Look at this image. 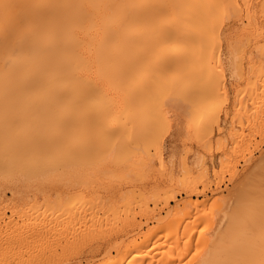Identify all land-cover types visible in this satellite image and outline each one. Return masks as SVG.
I'll return each instance as SVG.
<instances>
[{
  "label": "bare ground",
  "instance_id": "obj_1",
  "mask_svg": "<svg viewBox=\"0 0 264 264\" xmlns=\"http://www.w3.org/2000/svg\"><path fill=\"white\" fill-rule=\"evenodd\" d=\"M240 1H242L241 4H243L244 0H240ZM245 1H244L245 2L244 4L247 3V5L243 7H245L246 10L245 8L243 10H244V15H247L246 13H247V9H248L247 6H248L249 1L248 2L247 0ZM236 2L235 0H0V186L4 185L6 187V184L8 186L9 183L15 184L17 181L18 182L19 181L21 182L22 181L43 182L46 180L47 182H51V183L55 181L56 182L59 181V182H62L61 184H63V182L67 183L68 180L72 178L70 176V179H69V176L67 177L68 174L66 172L65 173L67 175L65 173L58 174V172L62 173L63 172L62 170H66V171L68 170L70 172L71 169H78L77 172H79V170L84 171V169L87 167H89L90 169H93L94 171L101 170L104 174L112 173V175L109 174L110 176L106 175L107 177H110V178L111 176L114 177L115 175L121 176L122 172L120 174L116 173L113 175V173L115 172L112 171L111 169L102 170V168L107 167V166H115V167L120 168V167H123L125 164L123 168L126 169V166L128 167V165L133 166L135 158L137 159L139 158V157H136L137 153L138 154L147 153L149 155L150 154L149 149L147 151L146 149L147 147H153V145H154V148H156L155 147L156 144L154 143L156 139L153 143H151L152 144L151 146H148L147 144L149 142L148 140L151 138L153 139L155 137V135H151V134L158 127L157 122L160 125L163 124V123H160L159 121L154 122L157 126L156 127L153 124V126L156 127L154 130L153 129L154 127L151 128V126H148L149 122H152L153 118H156L157 116L163 117L164 115L161 113H164L166 111V110L165 111L163 110L165 109V107L166 109H168L167 107H171V106H174V108H176V106L179 107V105L181 103L183 104L185 101H186L185 105L189 107L190 106L189 103L192 102L193 104H195L197 99H199L197 103H201L200 98L202 97L198 98V95L199 94L201 95L202 92L204 94V90H203L204 88H206L205 90H207L211 87V90L212 88L214 89V91L213 90L212 91L215 94L214 93L213 94L214 95H216V93L218 94V98H215L214 100L210 101L211 96L212 97L214 96L213 94H210L209 96L210 98H206L208 97L207 96L209 92L208 90L205 92L207 94V95L205 94L206 96L202 94V96L205 97V98L203 97L202 99H206V100L208 99V102L210 104L206 101L208 107L203 106L205 109L204 108L203 110L200 109V111H199V108L202 106H200L199 108H196L194 105L190 106V108L192 107L194 110L191 109V112H189V114L190 113L192 114V111L195 113L192 114L193 118L190 119L191 121L189 120V122H187L186 124L187 126H189L188 124L191 122L190 126L192 128L193 127L192 124L195 125L196 123V122L193 123L195 119L200 118V116L203 118V116L200 115L199 113L207 109L205 111L206 117H204L206 120L200 119L198 122V125H195L192 128V130H194L196 127L198 128V130H196L197 128L194 130L195 134H192V136L194 135L193 136L194 139H196V137L198 138L200 134L205 135L207 133L206 128H205L207 124L209 123L211 124V122L219 124V119H217L219 118V116L215 115L214 117V114L216 113L212 114L209 111V110L214 111L213 109L215 105L213 104L215 102L213 101L217 99L216 102H219L221 100L220 98L221 95L225 96L224 92L223 93L220 92V91H223V89L221 88L224 87L220 81V80L223 81L224 79V78L222 79V76H221L223 74L222 73L223 71L221 68L222 64L220 63L221 64L220 65L221 67H220L219 63L216 62L218 61L217 59L219 58L217 59L215 58L216 61H212L215 59L214 57H212L213 55H211L212 52H209V51L211 47L216 46L218 48L216 50L211 49V51L213 52L216 51V53H214V56L215 54L221 56L220 54H218L219 53L218 49L221 48L222 46L220 45L221 47H219L217 43L221 39L222 34L221 36L219 35L217 37L220 39L216 38L218 41L215 40L214 38L218 34L217 29L220 26V23L222 21V18L220 17H222L223 15L225 19L228 18L227 13L229 11L226 12V10H229V8L231 9L233 5L236 6L237 5ZM237 6L235 8L234 7L232 8L233 14L236 13L235 16L238 13L242 12V11H239V6L238 7ZM252 8L249 9L250 10L249 13L252 12L251 11ZM236 9H237V12H236ZM221 13L223 14L220 16ZM218 15L220 16L219 18L221 20H219V18L217 19ZM218 20L220 22L216 23V21L218 22ZM229 21L230 23L232 22L231 20ZM253 23H255V21ZM224 26H227V24ZM215 27H217V29ZM221 28H224V27H221ZM207 36L211 37L210 40L208 38L210 45H213L211 44L212 42L217 41L210 48L208 45V41L206 39ZM222 39L224 40V36ZM230 41H229V44L232 45V41L231 43ZM262 43H264V40L261 43L260 42L257 43V46L260 47L258 50L259 52H260V49L263 48ZM240 45L244 49V47L242 46L244 45L243 42ZM236 46L238 45L235 44V47ZM235 47L233 45L230 46V50L231 48L235 49ZM239 49L241 48H238V49L236 48L237 51ZM262 50H261V54H264L262 53ZM240 51L242 53V49ZM240 51L238 52L239 57L241 55ZM248 51L249 50H247L246 53ZM258 51L256 50V55L257 53L260 54ZM238 53L233 56L234 57L233 62H236L235 56L238 55ZM261 54L260 56L258 55L257 57L261 58L263 62L264 55L263 57H261ZM208 55H209V58H208ZM244 55L246 56V58L248 57L247 56L248 54L246 55L244 53ZM257 57L256 59L258 60L259 58ZM208 59L209 61L211 60L212 63L215 62L214 65L215 64L216 65L214 66L212 63L211 65ZM241 59H243V55ZM246 60H247L246 65H249L248 64L249 60L248 59ZM235 64H237V62ZM242 64L244 63H241V65ZM253 64H256V63H253ZM253 64H250L249 66L252 68ZM259 65H261V63ZM259 65H257L258 67L256 69H259ZM216 66L220 67L221 71L217 69ZM225 66L227 67V65ZM213 67H215L216 70L221 72V74L211 69ZM244 67H245V64H244ZM261 67L264 69V66H261ZM251 68H248L247 69L248 71L247 70L246 71L249 73ZM237 69H240L239 66ZM256 69H255L254 75L256 74L258 75H256L257 77L256 76L254 77V79H256L255 82H257V79L259 77H262L264 75L263 69H261L260 74L258 70H257L258 72L256 71ZM211 70L216 73L213 74ZM192 71L195 73L196 76L191 74ZM233 71L235 70H232V72ZM232 72L229 74H232ZM190 74L191 76H188ZM210 74L213 75V77L215 75L217 80L214 77L215 79H213L214 81L213 83H215L214 84L215 87L220 85L221 90H219V87H216V89L214 88L213 84L211 83V79L213 77H210ZM217 74H219L221 77L218 76ZM217 76L220 78H218ZM263 77L260 78V82L264 81ZM200 78H202L203 80ZM254 79L252 78L251 80L253 81ZM251 80L249 78L245 80V83L248 84V87L251 86L250 85L251 83L252 84L254 83ZM218 81L220 82L219 85H218ZM206 83H208V85H206ZM259 83L257 84L259 85ZM246 85H243V89H241V92L242 90L244 92L245 90L244 88H247ZM207 86L209 87L207 88ZM225 86L227 85L225 84ZM262 86H263V83L259 87H262ZM251 87L253 89V87L255 88L256 85L254 84ZM257 88L258 87H256V90L254 89L255 92H253V90H250L251 88H248L249 89L248 92L246 90L245 95H247V93L248 95H251V93L249 94V91L252 92V95H251L252 100L249 99L250 103L253 102V100L254 102L256 101V96L257 97L264 96V95H260V93L257 95L259 91L264 92V89H263L264 86L262 88H259L260 90H258ZM218 90L222 94H220ZM254 93L255 95H253ZM247 97H243V100ZM262 97H261V100H262ZM239 99L240 98H238V101H240ZM247 100L245 99V101L239 102V105L241 104L239 106V109L249 104L248 102L246 105H244L245 102H247ZM187 101H191V102H187ZM259 101L258 103L257 102L255 103L260 104L264 102L262 101L259 103ZM206 102L204 101V104H206ZM241 102L243 103V105ZM186 103H188V105ZM204 104L202 103L201 105H204ZM248 106L250 107V104ZM256 106H252V103H251V107H253L251 108V110L252 109L254 110L255 109L254 107ZM261 106H260V109L259 108L257 109V111H259L260 114H264V112L261 113V109H262ZM180 107L182 108V106ZM179 108H176V110L178 109L177 111L178 113L181 111V109ZM172 109H171L172 112L176 111L174 109L173 111ZM189 110L190 109H187V113L185 111H184L185 113L182 112L185 114V115L183 114L185 117L189 118L191 116V114L188 115ZM242 110H244V112L246 110L242 108L240 112L241 115H243L245 119L246 116H244L245 114H242L244 113ZM263 110H264V107H263ZM182 111H183V108H182ZM239 111L240 110H238V112ZM248 111L249 110H247V112ZM149 113L158 114V115L154 117L155 115L152 116L150 114L152 118L149 121L148 120ZM209 113H211L210 117H213V118L209 117L211 121L209 119L207 120ZM249 113H251V111ZM174 115H175V112H174ZM251 116H252V113L249 117L251 118ZM166 118L164 119V121L162 118H159V120L166 122L167 121ZM252 118H254V116ZM212 120H215V121L213 122ZM237 120H239L240 122V119H237ZM254 120L252 124L254 123ZM147 121H149L148 124H147ZM245 121L246 119L244 120V122ZM239 122L237 121V124ZM246 122H248V120ZM261 123L262 122L260 121L259 124ZM237 124L235 123L236 126ZM239 125H238V128L240 129V127L243 126V122L241 126ZM210 127H212V125H210ZM218 128L219 127L216 128V131ZM151 129H153L154 131ZM239 132H241V134L238 133V135L241 136L243 134L241 129ZM155 133L157 135V130L155 131ZM150 136L152 137L150 138ZM204 137H207V136H203L202 139L201 137H199L198 138L199 140L197 141L201 142L200 140L205 139ZM243 137L244 136L242 135L241 138ZM206 139H208V137ZM140 142L142 143L145 142L146 144L145 143L142 144ZM144 145H147L146 149ZM138 147L140 149L144 147L143 148L144 152H142ZM157 151H158L157 153L159 154V150ZM263 153H264V150L261 151L262 155H264ZM160 156H157V157L160 158ZM262 157L260 158V161H259L260 163L257 164L256 170H252L253 168H250L249 170L250 172H249L247 170L249 168L246 169L249 173L247 174V172H244L245 174H247V176L243 174L246 177L243 181H241L242 176L240 177L241 179L238 180L239 181L238 188L236 187L234 188V185H233L232 187L233 191L234 189H237V190H235L234 195L232 196L233 198L231 197V194L229 195L231 197V199H228L230 200L228 201V204H231L230 207L228 204L221 205L222 203L217 202L215 200V202L218 203L219 210L224 211L223 215L221 212H219L222 215V218L221 217L220 219L218 218L219 219L218 221L217 219L216 221H214V219L212 218L213 215L211 214L213 212H211V214L210 212H208V209L211 211L212 209L213 210L216 209L214 207L216 203L208 201L209 197L201 198L198 200L197 199L191 200L190 197L189 199L186 197L188 199L187 200L186 198L183 197L185 201L183 200L180 202H184L187 205L189 204V207L185 209L186 213H182V215L183 214L185 215L183 216L180 215V217L178 216V218L176 217V219H174V217L173 219L172 217H168L169 219H166V218L161 219L159 217H154V218L152 217L156 221V224H154L155 226L154 227L151 226L152 227V228L150 227L151 229L147 226L148 229H150L148 230L146 228L148 230V233H146L147 230L145 231V234H143V231H142L141 233L143 235L141 234V236L139 235L136 237V235L140 234L139 231L142 228V222H139L140 219L139 221L136 220V217H135L136 213L139 211L144 212V210L146 211L145 213L150 212L149 210L151 209L149 208H151L153 205L156 207L158 206L156 205V202L158 199L154 201L155 203L154 202L152 203V206H149V204L146 205L147 204L145 202L146 200L141 201V199L139 200L135 199V201H133L134 191H133V188L131 187L132 189L127 188L128 190L127 189L124 190V193L125 191H127L126 194L128 193V195H130L131 197L130 203L133 201V204L135 206L138 207L140 203L137 204V202L139 201L142 203L140 204L141 210L140 208H138L139 210L137 212L136 210L132 211L133 207H131L130 203L127 200L128 195L124 193H123V196L121 197H123V200L124 199L125 200L124 201L119 200L120 204L117 203L118 201L114 202L111 197L108 198L107 200H100L102 199L100 198L97 201H95L94 198L93 199H89L90 197L84 198L83 196H80L81 194L79 195L78 193L77 196L79 195L82 198L80 199L78 196V199L82 201L79 203V205H73L71 204V202L70 203L67 202V199L71 196L70 192L72 191L74 187L72 183V187H71L72 189L70 188L69 186L70 181H69L68 182L69 184H65L63 186L64 189L59 193H57L58 191H53L52 188L46 189V190L44 189L45 191L42 190L40 194L43 193L42 194L43 199H41V201L39 202L40 203L42 201L46 202V206L44 202L41 203L42 204L41 206H38L37 205L38 202L34 200L37 203L32 202V204L34 203V205H36L35 206L36 210L33 211L30 208L34 207V205L32 206V204L29 203L28 201L26 205L29 206L31 204V207L29 206L30 212L28 211L29 209L26 210V208L24 209V207L21 208L19 212H16L17 214L16 217L18 218L21 215L22 217H20L21 218L20 220H23L22 218H25L24 221L23 222L19 221L20 222V224L18 223L19 227L14 228V226L12 225L11 228H9L10 230L9 229L8 230L11 231L10 232L11 234L13 230L17 231V229L20 228L16 232V235L21 236L22 238H26V241L24 240L25 242H23V239L20 240L21 245L23 243H24L23 245L25 246L28 243L30 245L33 240L32 238L33 236L35 237L38 236L39 238H35V237L34 238L39 239V242L43 240V243H45L46 240L44 241V237L46 236V234L51 235V238L48 236L46 238L52 239V237H54V241L59 237L58 234H60L61 238H64L62 236H65V240L67 238L70 239V240H67L66 242L71 241V240L73 241L74 238L78 239V241L76 240L77 242L76 247L78 246L77 244L83 245L84 243H87L88 238L86 237H88V235L90 239L93 238L90 235H92L93 230H95V228L96 230L99 231V232L97 231L96 235L100 237L99 236V233H100V235L103 237L101 238L102 239L105 238V240L109 236L112 237V235L117 237L119 234H126L124 235L125 237L127 236V234H130V232L131 233L138 232V234H136L135 237L132 238L130 236L131 239L126 238L127 240L126 239L124 240V239L119 238L120 239L119 241H116L117 238L114 239V243L111 244V247H113V249L116 251L115 255L105 258V260L100 262V264H264V156ZM257 158L259 159V157ZM139 160L140 161L138 162H141V164H139L138 162L136 163L135 161V164H134L135 166H133L134 168L129 171H126L127 170L126 169L125 170L126 172L122 174V177H124V179H126L125 177H127L126 181L129 180L131 175L133 176V179L135 178V175L141 179L143 178V175H141L139 171L137 172L138 167L140 166L139 169H141L142 167L141 165H143V159L140 158ZM199 160L200 161L198 162L202 163L201 161L202 159H199ZM180 161L181 160H179V166L181 167L182 171H186L187 166L185 165L186 166L185 168L184 165H182L184 162L182 163ZM254 163L255 161L251 165L255 166ZM196 165H199V164H196ZM160 166L162 165L160 164ZM134 169L136 170L138 175L136 174ZM204 169L205 167L202 168V171H204ZM56 170H61L57 172L58 175L55 174L54 176V174H51V172H56ZM188 170H187V173H190L188 172ZM108 171L110 172L108 173ZM158 171H160V169ZM198 171L199 170H197L196 173H199ZM205 171H204V174H205ZM81 172L79 173L80 176H81ZM134 172H135V175L133 174ZM180 172L181 171H179V173ZM75 174L77 173L75 172ZM75 174H71V175L74 176ZM86 175L87 177H89L87 173ZM86 175L84 172L83 176H86ZM92 175H93V172H91V176ZM98 175L100 176V174ZM52 176L54 177L51 178ZM75 177L76 175L73 178ZM107 177L106 179L109 183L106 181L107 182L106 184L101 185L104 182V179H105L104 176L102 177L103 182L100 183L101 180L99 182L100 183L99 185L104 187L106 189L105 190L106 192H117L121 190L122 187L128 185V184H123L119 182L112 183L109 181V178ZM167 177L170 179L169 173ZM152 178L153 177H151V179ZM81 179L79 180L81 181ZM92 179L96 180L97 178L94 177ZM114 179L116 178L114 177ZM75 180H76V183L80 182V181L77 182L78 178ZM84 180L86 184L91 183L90 181L87 182L86 179ZM186 180L187 179H185V181L182 183L180 181L178 186H180L181 184L183 186V183L185 185ZM189 180L190 178L188 179V182L190 184V181H193V179L190 181ZM130 181L131 180H129V182ZM129 182H126V183H129ZM235 184H236V181H235ZM78 185L79 184H77V186ZM93 185H96V184H93ZM162 185L161 186L158 185V187H162ZM190 185L192 186L193 183H191ZM11 186L13 185L11 184ZM14 186H16L17 188L16 184ZM25 186L23 185L22 188ZM29 186L30 184L28 185V188ZM172 186L173 185H171L170 187ZM155 187L156 189L158 188L157 186ZM195 187H194V190H195ZM177 188L180 189V187H177ZM3 189L2 191H4ZM5 190L7 189L5 188ZM11 190H8L9 193H11L10 192ZM129 190H131V192ZM140 191L141 189L139 191L137 190V193H135V195L138 196V194L139 195L141 194L140 196L142 197L143 192H140ZM197 191H195V193L199 194L200 189L198 192ZM53 192H56V193H53ZM153 192L154 191H152L151 193L152 197L153 196L157 197L158 194H156L155 196ZM163 192H165L164 189L161 190V197H162L161 202L164 204L166 203V201L164 202V200H168L172 192L170 191L171 194H169L168 193L169 191L167 190L166 194L167 195L169 194L170 196L169 195L167 196L164 193V195L166 196L165 199L163 198L164 195H162ZM186 192H188L189 194L190 191L188 190ZM13 193L14 192L12 191V194L10 195H13ZM0 194L3 196L2 192ZM35 194H37V192ZM75 195L71 197L76 199L77 197L75 198L74 197ZM124 195H125V198H124ZM28 197L30 196L28 195ZM31 197H32V194H31ZM33 197H35V195ZM3 198L4 196L2 197V199ZM78 199H76L77 202H78ZM232 199L233 201H231ZM3 200H0V201H3ZM17 200H19L18 197H17ZM136 200L138 201L136 202ZM12 201L13 199H11L9 202H12ZM75 201L73 202L74 204H76ZM6 202L8 201L6 200ZM124 202L126 203V207H124L125 206ZM143 202L145 203L146 207H144ZM209 202L211 205L209 204ZM5 203L3 204L5 205ZM219 203L221 206L219 205ZM121 204H123V206ZM133 204L132 206H134ZM120 205L122 206L121 208H123V210L120 209L123 212V213L121 212L122 215L120 213V210L118 209ZM208 205H210L209 206L210 208L211 206H213V208L210 209ZM16 206L17 205H15V207ZM37 206L39 209L37 208ZM8 207L9 205L7 206V208ZM15 207L14 206L13 208L11 207L10 211L14 210ZM40 207H43V209L40 210L41 209ZM206 207H208V209ZM5 208L4 210H2L3 213L6 210ZM47 208L50 210H48ZM98 208L103 209V211H101ZM225 208H227L228 211L225 212ZM22 209L24 211L25 210L28 211V213L26 211L25 213L24 211H22ZM97 209L103 213V215H100L103 217L100 219L99 218L100 216H98V218L95 219L98 222L95 227L93 226L94 221L92 220L94 218L92 216L95 217L94 213L97 211ZM46 210L48 212H46ZM92 212L93 214H91ZM132 212H134L135 214ZM151 212H153L152 214H155V212L157 213V211L154 212V208L153 210H151ZM1 213L2 212L0 210V216H1ZM88 214L92 216L90 217ZM95 214L98 215L97 213ZM49 215L50 216L53 215V216L50 217ZM86 215L87 217L89 216L90 219L89 218L87 219L91 222H89L86 219L85 217ZM6 217H7V214H6ZM11 217L9 216L10 219L7 221V223L10 222L9 225L12 224L13 221H16L15 218H11ZM59 217H61L63 220H59L58 219ZM114 217H116L117 219H115ZM35 218H37L38 220L36 219L34 221ZM75 218L76 219L78 218L77 219L78 226L87 220L86 224H88L87 222H89L88 227L92 225L91 227H95V228L94 229H92L91 227L89 228V230H91L92 232L91 231L89 232V230H87V228H84V226L82 227V229H80L81 228L80 226L78 228L77 224L73 223L74 221L76 222ZM79 218H85V221L83 222L80 221V224H79V221H78L80 220ZM11 219L12 220L14 219V220L11 222L10 221ZM73 219L74 221H72ZM113 219H115V221H119V220L121 221L120 223L116 224V222H113L114 221ZM36 221H38L37 224H36ZM70 221H72V223L74 224V227H77L78 229H80V231L82 230L81 231L82 233L78 231V229L76 230L75 228L72 227L73 225H71L72 224L71 223L70 228L71 229L73 228L76 230L74 232V230L72 229L71 232L76 233L78 231L79 235H81L85 233V230H87L86 233L84 234L85 237L82 235V239L85 238V242L84 240H82L84 243L83 242L80 243L79 241L81 240V236L77 237L78 234L77 235L74 234L76 235L74 237V235H72L68 230H67L68 232L66 231V229H69V227L67 228V226L69 225ZM202 222L204 224L207 223L206 224L207 226H205L207 227V229L205 228L206 233L199 232V234H197L196 232L197 236L194 235L193 233L194 227L196 226L198 231L201 230L202 228L201 224H203ZM16 224H17V221H16ZM16 224L15 226H17ZM86 224L84 223L83 225L86 226ZM197 224H199V227L197 226ZM161 225L163 227L158 228ZM6 228H8V226H5L4 229ZM156 229L157 231H159L160 229V232L163 231L161 232L162 234L164 233L163 237H161L162 235L160 232H157V233L154 232ZM202 229L204 230V227ZM9 231L5 230V232H9ZM5 232L1 233V235L5 234ZM52 232L53 234H51ZM13 233L11 236L6 235L7 233L5 235L7 237H10V240H11L13 238V235H15ZM54 233L56 236H53ZM68 233L73 236V239L71 238V236L70 237L68 236L69 235ZM158 233H160L161 236ZM153 235L155 239L153 238ZM7 237L5 238L7 239ZM21 237H18L16 241L17 243L20 242L18 240ZM160 238H162L163 240ZM1 239L3 242L4 238L2 237ZM29 239L31 242H28ZM151 239H154V240L151 241ZM156 239L160 241L162 240L161 243L157 244L159 241L157 242ZM7 241H9V239ZM47 241H46V244L48 243L49 246L46 247V249L49 248L50 246H51V249L49 248L50 251H48L49 249L46 251H48V253L49 252L52 253L53 250L58 252L56 249L52 248V247H55L54 245L55 243L52 242V244L54 243L53 244L54 246H52L50 245V242H47ZM90 241L89 243H91ZM33 242H35V240ZM55 242L57 243V241ZM74 242L75 240L72 243ZM150 242H151V245L148 244ZM4 243L7 246L6 247L7 250L5 251V253L7 252L9 254L8 256L9 258L10 257L13 258V256L14 258H16L18 254L20 257L21 255L20 252L22 250H20L17 253L16 251H18L19 249L17 250L16 248L17 247L22 248L23 246H21L19 243L18 245L17 243H15L14 245L12 242H10L13 244L14 247L16 246L15 248L13 247L12 253L14 254L15 249H16L15 252L17 253L16 256L15 255L10 256L11 251H12V246L11 248L10 247L8 248L9 246L8 244L10 243L6 241ZM60 243L61 242L59 238V244ZM68 243L69 245H71L70 242ZM89 243L87 244L91 246ZM1 244L4 245L3 243ZM1 244L0 246L2 248L3 247L5 248V245L2 246ZM38 244L39 246L42 245L40 243ZM63 244L61 245L63 246V252L61 251L62 254L67 253V250L65 248L66 246H67V249L69 247H70V250L72 249L71 246L68 247L67 244H64L66 245L64 247ZM97 244H99V242ZM80 245H79V249L74 247V250L73 249L72 250L75 251L76 249H78L79 251H81L82 248L80 249ZM146 245H150L151 247L148 246L147 248ZM43 246L38 248V246L36 247L35 245V247L38 249H35L34 251V243H33V247H31L30 249H33L32 251H34L33 253H35L40 248H41L40 250L42 251ZM193 246H195L196 248ZM56 247H59V246H56ZM2 248H1L2 251L5 250ZM25 248L23 249L25 250ZM64 248L66 250L65 252H64ZM102 248H104V246ZM194 248L196 249L195 251H194ZM8 249L9 250L11 249V251H9ZM1 250H0V253H1ZM24 250L22 251V254L23 252L25 253ZM40 250L38 251V254L41 253ZM102 250H105V249H102ZM71 251L70 253H72ZM96 251L98 252V250ZM42 252H45V249H43ZM56 252L52 253L51 255L52 256L53 254H56V256L60 255L59 253H56ZM190 252L192 253V256H190L191 258L189 259V257H186V255H188ZM5 253L4 251L1 253L3 256L0 254L1 255L0 258L2 259L0 264L9 263V261L6 258L8 254L7 253L5 254ZM33 253L32 255L29 253L28 254L30 256H33V258H35V255ZM70 253L68 252V254ZM35 254H36V260L34 259V261H36V264L37 262L39 264V262L41 261L39 260L40 256L42 258V263H44V261L45 262L48 260L50 261V259H53L55 261L54 258H56V256L52 258L49 255L50 259L47 260L46 258L47 256L44 257L43 253H41L42 255L39 254L40 256H38L37 253ZM83 255L85 256V253ZM28 256L24 257V259L25 258L26 260L27 258L29 259ZM64 256L67 257L68 255H64ZM2 257L6 259L4 263L2 262L5 259H3ZM14 258L12 259V261L15 260ZM21 258L22 257L17 258V261L15 260L14 262L16 264L17 263L22 264L24 259H22L21 262L20 261L18 262V259H21ZM185 258H186V261H184ZM187 258L189 260H187ZM61 259L62 258H60V260ZM31 260H29V263L33 262ZM56 261H58L57 258H56ZM24 262H28V261H24ZM62 262H64V260ZM68 262L69 261H67V263ZM10 263H11V260H10ZM46 263L48 264L49 262H46ZM56 264L58 263L56 262Z\"/></svg>",
  "mask_w": 264,
  "mask_h": 264
},
{
  "label": "rangeland",
  "instance_id": "obj_2",
  "mask_svg": "<svg viewBox=\"0 0 264 264\" xmlns=\"http://www.w3.org/2000/svg\"><path fill=\"white\" fill-rule=\"evenodd\" d=\"M237 1V2H236ZM245 1V0H244ZM243 1V4H241L242 3V1H240V0H235V2H236V4L238 5V4H240V5H238L239 6V11H242V12H240V13H238L236 16H235V14H233V12H232V8L234 7H236V6H234L232 3V5H233V7L230 9L229 8V10H226V12H228L227 14H228V18H224L223 17V13H221L220 14V16L222 15V17H220L219 15H218V17H217V19L220 17V18H222V21H221V23H220V28L218 27V29H217V27H215L216 29H217V32H218V34H217V36L214 38L215 40H217V39H220V38H217L219 35L221 36V34H222V36H221V39L220 40H222V41H220L219 40V42L217 43L218 45H219V47H221V48H219L217 51L219 52L218 54H220L221 56H219V55H216L215 54V56H214V53H216V51L215 52H213V51H211V49H213V50H216L218 47H216V46H214V47H211V46H213L214 45V43H216V42H212L211 44H213V45H210V42H209V40H210V38L211 37H208L207 36V41H208V45H209V48H210V51L209 52H212V54L211 55H213L212 57H214V59L216 58H219V59H217L218 61H216V59L215 60H212V61H216V62H218L219 63V66L222 68V73L224 74H222L221 76H222V79H223V81L222 80H220L221 81V83H222V85L224 86L223 88H221V86L219 85V81H218V85L219 86H216V87H219V90H221V89H223V91H220V92H224V95L225 96H223V95H221V100L219 101V102H216L217 101V99L215 100V101H213V102H215L213 105H215L214 106V111H211V110H209L212 114L213 113H216V114H214V117H215V115L216 116H219V118H217V119H219V124H216V123H212L211 122V124L209 123V124H207V126L205 127L206 128V131H207V133L204 135V134H200L199 136L198 135H196V136H198V138L199 137H201V139L203 138V136H207L208 137V139H206L207 137H204L205 139H203V140H200L201 142H199V141H197V140H199L196 136V139H194V135L192 136V134H195V129L197 128H195L194 130H192V128L195 126V125H198V122H199V120L200 119H205L204 117H206L205 115H206V113H205V111L207 110H205V111H203V112H201V113H199L200 115H202L203 116V118L200 116V118H198V119H195L194 120V122L193 123H195V125L194 124H192L193 125V127L191 128V126H190V124H191V122L188 124L189 126H187L186 124H187V122H189V120L191 119V118H193V113H195V112H193L192 111V114H191V116L188 118V117H185L184 115V113L186 112L187 113V109H190L189 111H188V115H190L189 114V112H191V109L192 110H194L192 107L190 108V106H192V105H194L196 108H199L200 106H202V107H200L199 108V111H200V109H202L203 110V106H205V107H208V105H207V102H208V99L206 100V99H202L204 96H206L207 94L205 93L207 90L209 91L208 92V97H206V98H210L209 96H210V94H213L214 92V89L212 88V90H211V87L209 88V89H207V90H205L206 88H204L203 90H204V94H203V92H202V90H201V92H202V94L204 95V96H202V94L200 95H198V98H200V97H202V98H200V100H201V103H197L198 102V100L199 99H197V101L195 102V104H193L191 101H187V102H191V103H189V107H187L186 105H185V102L182 104H180L179 105V107L180 106H182V108H183V111H182V108L180 107H178V106H176V108H179V109H181V111L179 112L181 115H183V116H181L177 111H178V109L176 110V108H174V106H171V107H167L168 109H166V107H165V109H163L162 111L164 112V113H161V114H163L164 116H165V118H166V120L168 121H166V122H163L164 121V116L163 117H158L157 115L158 114H151V113H149L148 114V120L150 121L151 120V118H152V116L153 115H155L154 117H156V118H153V120H152V122H149V121H147V124H148V122H149V124H148V126H151V128H153L154 126H156V124L154 123V122H156V121H159L160 123H163V124H158V122H157V128L156 127H154L153 129L155 130V128H156V130H157V135H156V133H155V131L153 130V129H151V130H153V131H151V132H153V133H155V134H151V135H155V137L152 139L151 137L152 136H150V138L151 139H149L147 142V144H148V146H151L152 144L151 143H153L154 141H155V139H156V141L154 142L156 145H155V147L156 148H154V145H153V147H147V145H144V147H145V149H146V147H147V149H146V151L149 149V152H150V154L148 155L147 153H145V154H147V155H145L144 153H137L136 154V157H139L138 159L137 158H135V160H134V164H135V161H136V163L138 162V161H140L139 159L140 158H142L143 159V165H141L142 167H141V169H139V167L137 166V165H139V164H141V162H138L139 164H137L136 166L138 167V169H137V172L139 171L140 173H141V175H143V178L141 179V178H139L138 176H136L135 175V172H136V170L134 169V175H135V178L133 179V176L131 175L130 176V178H129V180H131L130 182H129V180H127L126 181V179H127V177H125L126 179H124V177H122V174H124L126 171H129V170H131V169H133L134 167L133 166H135L134 164H133V166L132 165H128V167L126 166V169H124L123 167L125 166V164H124V166L123 167H115V166H107V167H104V168H102V170H104V169H111L112 171H114L115 173H113V175L114 174H120L121 172H122V174H121V176H119V175H115L114 177L116 178V179H118V180H116V179H114V177L113 176H111V178L110 177H107L110 173V171H108V173L109 174H104L101 170L100 171H94L93 169H90L89 167H87V168H85L86 169V171H85V169H84V171L83 170H79V172H77L78 171V169H69L70 170V175H69V173L66 171V170H62L63 172L62 173H60V172H58V171H61V170H56V172H51V174H54V176H55V174L56 175H58V174H63V173H65L66 175H67V177L69 176V179H70V176H71V178L72 179H70V180H68V182L70 181V188L72 187V183H73V189H72V191L70 192L71 193V196H73V195H75L74 197L76 198V199H78V196L80 195V196H83L84 198H88V197H90L89 199H95V201H97L98 199H100V198H102V199H100V200H107L108 198H112V200L114 201V202H116V201H118L117 203H119L120 204V202H119V200H123V197H121V196H123V193H124V190H126L127 188L129 189H132L133 188V191H134V200L133 201H135V199H141V201L142 200H146L145 202L147 203L146 205H148L149 204V206H152V203L154 202V201H156L157 199L159 200H157V202H156V205H158L157 207L156 206H152L151 208H149V209H151V210H153V208H154V212L155 211H157V213L155 212V214H152L153 212H151V210H149L150 212H148V213H145L146 211L144 210V212L143 211H139V212H137L139 209L138 208H140L141 207V205L140 204H142L140 201L139 202H137L138 200H136V202H137V204H139L138 205V207L137 206H135L134 204H133V201L130 203V201H131V197H130V195H128V193L126 194V192L127 191H125V193L124 194H126V195H128L127 196V200H128V202L130 203V205H131V207H133V210L132 211H134V210H136V215H135V217H136V220L137 221H139V219H140V221L139 222H142V228L140 229V231H139V233L140 234H138V232L137 233H135V232H133V233H131L130 232V234H127V236H125L124 237V235H126V234H119L117 237L116 236H114V235H112V237L111 236H109L108 238H106V240H105V238L104 239H102L103 237L100 235V233H99V236L100 237H98L97 235H96V233H97V231L98 230H96V225H97V220H95V219H97L98 218V216H100V215H103V213L101 212V211H103V209H100V208H98V209H100V210H98L97 209V211L95 212V213H97L98 215H96L95 213H94V215H95V217L94 216H92V215H89L90 217L92 216L94 219L92 220V221H94V224H93V226H95V227H91L92 229H94L95 228V230H93V233H92V235H90L91 237H93V238H95V239H93V238H89V235H88V233L91 231V230H89V228L90 227H88L89 226V222H91V221H89L87 218H89V216L87 217V215L85 216L86 217V219L89 221V222H87L88 224H86V221H85V218H79L80 220H78L79 221V224H80V221L81 222H83V221H85V222H83L81 225H79L81 228L80 229H82V227L84 226V228H87V230H89V232L87 233V235H88V237H86V238H88V242L87 243H89V241L91 242V243H89L91 246H89L87 243H84L85 242V233H86V231L87 230H85V233L84 234H81L82 232V230L80 231V229H78L79 228V226H78V222H77V219L75 218V220H76V222L74 221V219L72 220V221H74L73 223H75V224H77V227H74V224L72 223V221H70L69 222V225L71 224V225H73L72 227L73 228H75L76 230L78 229V231H80L81 233V235H79V233H78V231L76 232V233H73V232H71L72 231V229L70 228L71 227V225L69 226H67V228L69 227V229H66V231L68 230L72 235H74V234H78V236L77 237H80L81 236V240H79L80 241V243H82L83 241L82 240H84V247H83V245L81 244H77L78 246L76 247V240L78 241V239H75L74 238V240H75V244L74 243H72L71 241H68V242H70L71 243V245H69V243L68 242H66L67 240H70L69 238H67V236H66V240H65V236H62V237H64V238H61L60 237V234H58L59 235V237L55 240V241H57V243L54 241V237H52V239H49V238H46L47 236L48 237H50L51 238V235L50 234H46V236L44 237V241L46 240L47 241V239H48V241L47 242H50V245H52V246H54L55 245V247H52L53 249H56L58 252H56L55 250H53V252L52 253H59L60 255L62 254L61 253V251L63 252V246H61L63 243L64 244H67L68 245V247L69 246H71V248L74 250V247H76V248H78L79 249V245H80V249L82 248V250L81 251H79L78 249H76L75 251H73L72 249V251L70 250V247L67 249V246L66 245H64V247L66 248V250H67V253H63L64 255H68L67 257L66 256H64L63 254L60 256V255H57L56 256V254H53V256L51 255L52 253H48V251H50V249H51V246L49 247V248H47L46 249V247H48L49 246V244L47 243L46 244V241H45V243H43V240L42 241H40L39 242V239H35V238H39L38 236H33L32 238H33V240H32V242L30 241V239H29V241L28 242H31V244H32V246H31V244L29 245V243L28 242H26V243H28V244H26V246L25 245H21L20 243H21V241L20 240H22L23 239V242H25L26 241V238H22L21 236H18V235H16V232L18 231V229H20V228H18L17 229V231H14L13 229H11V230H13L12 231V233L13 232H15V233H13V234H15V235H13V238L10 240V237H7L6 235H8V236H11L12 235V233L10 234V232L11 231H9L10 229L9 228H11V226L13 225L14 226V228L15 227H19V224H20V222L22 221H24V219L25 218H22L23 220H20L21 218L20 217H22L21 215L17 218L16 216H17V214H16V212H19V210L21 209V208H23L24 207V209L26 208V210L27 209H29L30 207H31V204H32V202H38V206H41L42 204V202H44V201H42L41 203L39 202V201H41V199H43V197H42V194H40L41 192H42V190L43 191H45L46 189H50V188H52L53 189V191H58L57 193H59V192H61L63 189H64V185L65 184H69L68 182L67 183H64L63 182V184H61L62 182H59V181H55V182H47V180L46 181H43V182H31V181H17L15 184L17 185V188H16V186H14L15 184H13V183H9L8 184V186H7V184H6V189L7 190H5V188L3 187V186H0V188L1 187H3V188H1L0 190V193L2 192V194H3V196H4V200L2 199V195L0 194V200H3V201H0V210H1V212L3 213V211L2 210H4V208L6 209L5 210V212L4 213H6L7 214V217H8V219H7V217H6V214H2L1 213V216H0V235H1V233H4L5 232V230L6 231H9V232H5V234H3V235H1L4 239H3V242H2V237L0 236V244L1 243H3L4 245H5V241L6 242H8V243H10V242H12L14 245H15V243H17L16 241H17V239H18V237H21V238H19V240L18 241H20V242H18L21 246H23L22 248L20 247H17L16 249L18 250V251H16V249L14 250V254L12 253L13 252V244L12 243H10V244H8L9 246H8V248L10 247L11 248V246H12V251H11V249L9 250V251H11V254H10V256H13V255H17V253L20 251V250H24L23 248H25V253L23 252V254H22V251L20 252V257H22L21 259H18V262L20 261L21 262V260L22 259H24V257H26V256H28L29 254H31L32 255V253L35 251V249H38L39 247H41V246H43V244H44V246H45V248H44V246H43V249H45V252H42L43 251V249H42V251L40 250V252L41 253H43L44 255V257L45 256H47L46 258H47V260L48 259H50V257H52V258H54L55 256H56V258L58 259V261H56V258H54L55 259V261L58 263V264H76V263H78V264H86V262H87V264H100V262H102L103 260H105V258H108V257H111V256H113V255H115V253H116V251L113 249V247H111V244H113L114 243V239H116V241H119L120 239H126V238H130V236L133 238V237H135V235L136 234H138V235H136V237L137 236H141V232L143 231V234H145V231L148 229V227L150 228L151 226L152 227H154L155 225L154 224H156V221L153 219L154 217H159V218H161V219H164V218H166V219H169L168 217H172V219H173V217H174V219H176V217L178 218V216L180 217V215H182V213H186L185 212V209H187V207H189V204L187 205V204H185L184 202H180V201H183L184 200V198H188L189 199V197H190V199L191 200H198V199H201V198H207V197H209V199H208V201H210V202H214V203H216L217 204V206H216V204L214 205V207L216 208H214L215 210H213L212 208H213V206H211V208L209 207L211 204H210V202H209V204L210 205H208V207L210 208V209H212V211L211 210H209L208 209V207H206L207 209H208V212H210V214H211V212H213L211 215H213V219H214V221H216V219H217V221L220 219V217L222 218V215L224 214L223 212V210H219V207H218V203L217 202H220V203H222L221 205H223V204H225V205H227L228 204V201H230V200H228V199H231V197L234 195V192H235V190H237V189H234V191H233V189H232V187H233V185H234V188L236 187V188H238V185H239V179H241L240 177L242 176V179H241V181H243L246 177H245V175L247 176V174L250 172L249 170H250V168H253L252 170H256V168H257V164L258 163H260L259 161H260V158L262 157V156H264V155H262L261 154V151H263L264 150V114H260L259 113V111H257V109L259 108L260 109V106H261V104H262V106H261V113H263L264 112V110H263V107H264V102H262V101H264V96L262 97V100H261V97L260 96H256V101L255 102H257L258 103V101H259V103L260 102H262V103H260V104H257V103H255L254 102V100H253V102H251L252 103V106H256V104H257V106L256 107H254L255 109L253 110H251V108H253V107H251V103H250V100H252V97H251V95H252V92H250L249 91V94L251 93V95H248V93H247V95H245L246 94V90H247V92H248V88H251L250 90H253V92H255L254 91V89L256 90V87H258L257 89L258 90H260L259 88H262L263 86H264V81L262 82L263 83V86L262 87H259V86H261V82H260V78H262V77H259L258 79H257V82H255L256 81V79H254V77L256 76V75H258V74H256V75H254L255 74V69L258 67L257 65H259L260 63H261V65H259V69H256V71L258 70L259 71V74L261 73V69H263L261 66H264V61L262 62V59L261 58H259V57H257L258 55L260 56V54H261V50L264 48V43H262L263 44V48L262 49H260V52L258 51L259 50V48L260 47H258L257 46V43H261V42H263V40H264V0H247V2L249 1V3H248V6H247V15H244V8L245 7H243V6H245V5H247V3L246 4H244L245 2ZM239 2V3H238ZM252 3V4H251ZM251 4V5H250ZM242 5V6H241ZM237 6V7H238ZM243 7V8H242ZM253 7V8H252ZM252 8V12L251 13H249L250 12V10L249 9H251ZM245 10H246V8H245ZM234 11V10H233ZM254 11V12H253ZM232 12V13H231ZM236 12H237V9H236ZM229 13H231V14H229ZM253 13V14H252ZM243 14V15H242ZM252 14V15H251ZM233 15V16H232ZM242 17H243V19H242ZM219 18V20H221ZM232 18V19H231ZM237 18V19H236ZM239 18V19H238ZM225 19V20H224ZM251 19H253L254 21H255V23H253L254 21L253 20H251ZM218 20V22L216 21V23H219L220 21ZM229 20H231L232 22L230 23V21ZM235 20H237V21H235ZM240 20V21H239ZM243 20V21H242ZM227 21V22H226ZM233 21H235V22H233ZM253 21V22H252ZM229 23V24H228ZM227 24V26H224V25H226ZM230 25V26H229ZM232 25V26H231ZM216 26H218V25H216ZM221 27H224V28H221ZM221 30V31H220ZM224 32H223V31ZM216 31V30H215ZM214 32V31H213ZM213 32H212V34H213ZM223 32V33H222ZM215 33H214V35H215ZM241 33V34H240ZM224 34V35H223ZM211 36V35H210ZM223 36H224V40H225V42H224V40L222 39L223 38ZM226 37V38H225ZM208 38H209V40H208ZM217 38V39H216ZM213 39V40H214ZM239 40V42H238V40ZM232 41V45L235 47V44L236 45H238V46H236L235 47V49L233 48H231V50H230V46H232V45H230L229 44V41ZM212 41V40H211ZM231 41H230V43H231ZM233 41H235V42H233ZM259 41V42H258ZM240 43V44H242V42H243V44L245 45H242L243 47H244V49L246 48L247 50H249L247 53H246V51L241 47V45L240 44H238V43ZM261 44V45H262ZM216 45V44H215ZM217 45V46H218ZM221 45V46H220ZM240 46V47H239ZM260 46V45H259ZM216 47V48H215ZM258 47V48H257ZM225 48V49H224ZM236 48L238 49V48H241L242 49V53H241V49H239L238 51L236 50ZM256 48V49H255ZM253 49H255V50H253ZM234 50V51H233ZM236 50V51H235ZM252 50V51H251ZM256 50L260 53V54H258L257 53V55H256ZM264 50V49H263ZM262 50V53H264V51ZM240 51V53H241V55H240V57H239V52ZM243 51H244V53L249 57H247L246 58V56L244 55V53H243ZM235 52H237L238 53V55H236L235 56V58H236V62H237V64H235L236 62H233L234 60V55L235 54H237V53H235ZM250 52H252V53H250ZM222 53H223V55L225 56V58H224V56L222 55ZM228 53V54H227ZM210 54V53H209ZM250 54H251V56H250ZM255 56H254V55ZM242 55H243V59H241L242 58ZM254 57H253V56ZM263 55L264 54H261V57H263ZM238 56V57H237ZM211 57V58H212ZM223 57V58H222ZM253 59H252V58ZM256 57L257 58H259L258 60L256 59ZM208 58H209V55H208ZM227 58V59H226ZM264 58V57H263ZM213 59V58H212ZM224 59H225V61H224ZM230 59V60H229ZM246 59H248L249 61H248V64L250 65V64H253V63H256V64H253L252 65V68L249 66V65H246L247 64V60ZM254 59H256V60H254ZM208 61H209V59H208ZM207 61V62H208ZM211 61V60H210ZM209 61V63L211 64L212 63V61L210 62ZM224 61V62H223ZM228 61V62H227ZM225 63V64H223V63ZM253 62V63H252ZM209 63H208V65H209ZM214 63L215 62H213L212 64L214 65ZM221 63V64H220ZM231 63V64H230ZM241 63H244L245 64V67H244V64H242L241 65ZM211 64V65H212ZM235 64V65H234ZM216 65V64H215ZM214 65V66H215ZM218 65V64H217ZM225 65H227V67L225 66ZM242 67H241V66ZM236 67V68H234V67ZM238 66H239V68L241 69H237L238 68ZM249 66V67H248ZM212 67V66H211ZM217 67V69H219L220 71H221V69H220V67H218V66H216ZM231 67H232V69H231ZM230 69V70H228V69ZM248 68H251L250 69V71H249V73L247 72L248 70ZM255 68V69H254ZM211 69H213L214 71H216V72H219L218 70H216L215 69V67H213V68H211ZM237 69V70H236ZM243 69V70H242ZM232 70H235V71H233V72H235V73H233L232 72ZM247 70V71H246ZM264 70V69H263ZM262 70V71H263ZM228 71V72H227ZM238 71H240V72H238ZM242 71V72H241ZM244 71V72H243ZM257 71V72H258ZM196 72V71H195ZM200 72V71H199ZM199 72H198V74H199ZM211 72H213L212 70H211ZM216 72H213V74H215ZM232 72V74H229V73H231ZM253 73V74H252ZM263 73H264V71H263ZM262 73V74H263ZM191 74L192 75H195V73L192 71L191 72ZM191 74L190 75H188V76H191ZM219 74H221V72H219ZM219 74H217L218 76H220ZM228 74V75H227ZM233 74H234V76H233ZM251 74H252V76H251ZM261 74V75H262ZM261 75H259V76H261ZM196 76V75H195ZM199 76V75H198ZM217 76V77H218ZM220 76V77H221ZM210 77H213V75H211L210 74ZM214 77H215V75H214ZM212 78L211 79V83L213 84V86H214V88L216 89V87H215V83H213L214 81H213V79H215V78ZM220 77H218V78H220ZM257 77V76H256ZM254 79L252 82H254L253 84L251 83L250 85L252 86V85H256V87L254 88L253 87V89H252V87L250 86V87H248V84L247 83H245V80L246 79ZM200 79H202V78H200ZM200 79H199V81H200ZM263 79H264V77H263ZM263 79H261V80H263ZM203 80V79H202ZM216 80H217V78H216ZM259 80V81H258ZM250 81V82H251ZM215 82H217V81H215ZM246 82H248V81H246ZM260 82V83H259ZM245 83V84H244ZM257 83H259V85L257 84ZM225 84L227 85V86H225ZM247 84V85H246ZM206 85H208V83H206ZM243 85H246V87L247 88H244L245 90H244V92H243V90H242V92H241V89H243ZM209 86H210V84H209ZM209 86H207V88L209 87ZM212 86V85H211ZM206 87V86H205ZM221 88V89H220ZM225 88V89H224ZM264 89V88H263ZM219 90H218V92H219ZM212 91V92H211ZM263 91V90H262ZM216 92H217V90H216ZM219 92V93H220ZM256 92H258V91H256ZM222 93H220V94H222ZM260 93V95H264V94H262V93H264V92H261V91H259L258 93H257V95ZM206 94V95H205ZM215 94V93H214ZM213 94V95H214ZM253 95H255V93L253 94ZM215 96H217V97H215ZM235 96H236V98H235ZM248 96V97H247ZM214 97V98H213ZM211 96V99H210V101H212V100H214L215 98H218V94L216 93V95H214V96ZM243 97H247V98H245L246 100H247V102H245V104L244 105H246L248 102H249V104H250V107L248 106L249 104H247L245 107L243 106V107H241L240 109H239V106L241 105H239V102L240 101H242L243 100ZM253 97H255V96H253ZM205 98V97H204ZM213 98V99H212ZM235 98V99H234ZM238 98H240L239 100L240 101H238ZM258 98V99H257ZM237 99V100H236ZM245 99L243 100V101H245ZM250 99V100H249ZM255 99V98H254ZM234 100H236V101H234ZM204 101L206 102V104H204ZM238 101V102H237ZM242 101V102H243ZM241 102V103H242ZM198 105H197V104ZM204 104V105H201V104ZM209 103V102H208ZM212 103V102H211ZM255 105H254V104ZM187 105H188V103H186ZM210 104V103H209ZM242 105H243V103H242ZM260 105V106H259ZM193 106V107H194ZM184 107H186V108H184ZM194 107V108H195ZM173 108L174 110H176V111H174L173 109V111L175 112V115H174V112H172L171 111V109ZM213 108V107H212ZM212 108H210V109H212ZM242 108H244L246 111L244 112V110H242L244 113H242V114H245L244 116H246L245 117V119H246V121L248 120V122H244V117H243V115H241V109ZM248 108H250V109H248ZM185 109V110H184ZM205 109V108H204ZM198 110V109H197ZM238 110H240L239 112H238ZM247 110H249L248 112H247ZM169 111H171V112H169ZM185 111V112H184ZM216 111V112H215ZM251 111V113H252V116H251V118L249 117L250 115H251V113H249ZM255 111H257V112H255ZM182 112H184V113H182ZM198 112V111H197ZM196 112V113H197ZM218 112V113H217ZM254 112H255V114H254ZM173 113V114H172ZM208 113V112H207ZM211 113H209V116H208V118H207V120L209 119L210 121H211V119L210 118H213V117H210V115H211ZM225 113V114H224ZM152 116H151V115ZM171 114V115H170ZM179 114V115H178ZM248 114H249V116H248ZM257 114V115H256ZM258 114H259V116H258ZM173 115H174V117H173ZM196 115H198V114H196ZM261 115V116H260ZM151 116V117H150ZM159 116H160V114H159ZM187 116V115H186ZM254 116V118H252ZM256 116V117H255ZM262 116H263V118H262ZM181 117V118H180ZM210 117V118H209ZM243 117V118H242ZM159 118H164L163 119V121H160L159 120ZM171 118V119H170ZM194 118H196V117H194ZM235 118H237V119H240V122H241V124H240V122H239V120H237V119H235ZM161 119V120H162ZM180 119V120H179ZM188 119V120H187ZM215 119V118H214ZM244 119V120H243ZM251 119V120H250ZM254 120V123L252 124V122H253V120ZM187 120V121H186ZM206 120V119H205ZM223 120V121H222ZM236 120V121H235ZM260 120L262 123L261 124H259V122L258 121ZM182 121V122H181ZM191 121V120H190ZM213 122L215 121V120H212ZM237 121L239 122L238 124H237ZM175 122V123H174ZM184 122H185V124H184ZM242 122H243V126H241L242 125ZM257 122V123H256ZM165 123V124H164ZM183 123V124H182ZM208 123V122H207ZM222 123V124H221ZM235 123L237 124V126L235 125ZM249 123V124H248ZM253 125H251V124ZM153 124H154V126H153ZM240 124V125H239ZM258 124V125H257ZM183 125V126H182ZM185 125V126H184ZM210 125H212V127H210ZM217 125V126H216ZM238 125L239 126H241L240 127V129H241V131L243 132V138H241V136H239L238 135V133L239 134H241V132H239L240 131V129L238 128ZM255 125V126H254ZM178 127V128H177ZM181 127H183V128H181ZM199 127V126H198ZM217 127H219L218 129H217V131H216V128ZM212 128V129H211ZM238 128V129H237ZM220 129V130H219ZM184 130V131H183ZM196 130H198V128L196 129ZM183 131V132H182ZM209 131V132H208ZM192 132V133H191ZM194 132V133H193ZM247 132V133H246ZM191 133V134H190ZM181 134V135H180ZM249 135V136H248ZM246 136V137H245ZM263 136V137H262ZM189 137V138H188ZM141 140V139H140ZM144 140V139H143ZM142 140V141H143ZM140 143H142V142H140ZM139 143V144H140ZM143 143H145V142H143ZM142 143V144H143ZM142 144H141V146H142ZM146 144V143H145ZM139 146V145H138ZM140 146V147H141ZM144 147H142V149H140L139 147V149L142 151V152H144ZM137 148V149H138ZM151 150V151H150ZM157 150H159V154L161 155H159L157 152ZM140 151V152H141ZM139 152V151H138ZM155 154V156H154V154ZM153 155H152V154ZM144 154V155H143ZM259 154H261V155H259ZM264 154V153H263ZM139 155V156H138ZM141 156V157H140ZM157 156H160V158H158ZM261 156V157H260ZM134 157H135V155H134ZM257 157H259V159L256 158ZM224 158V159H223ZM253 160H252V159ZM255 158V159H254ZM263 158V157H262ZM160 159V160H159ZM199 159H202L201 161H202V163H200V162H198V161H200ZM223 159V160H222ZM145 160H146V162H145ZM155 160V161H154ZM179 160H181L180 162H184L182 165H184V167L186 168V166H187V170H188V172H190V173H187V170L186 171H182V169H181V167L179 166ZM186 160V161H185ZM220 160H222V161H220ZM262 160V159H261ZM255 161V166H252L251 164L253 163V162ZM256 161H258V162H256ZM144 162H145V164H144ZM159 162H161V163H159ZM206 162V163H205ZM249 163V164H248ZM160 164L162 165V166H160ZM196 164H199V165H196ZM253 164V165H254ZM148 165V166H147ZM150 165V166H149ZM175 165V166H174ZM177 165V166H176ZM186 165V166H185ZM250 165H251V167H250ZM158 166V167H157ZM160 166V167H159ZM198 166V167H197ZM157 167V168H156ZM203 167H205V169H204V171L206 170L207 171V173H206V171H205V174H204V171H202V168ZM162 168H164V169H162ZM182 168H183V166H182ZM209 168V169H208ZM247 168H249V169H247ZM160 169V171H158V170ZM249 171H247V170ZM78 174H75V172ZM122 170V171H121ZM124 170V171H123ZM126 170V171H125ZM183 170H184V168H183ZM197 170H199L198 172L200 173V175H199V173H196L197 172ZM73 171V172H72ZM82 171V172H81ZM111 171V172H112ZM118 171H119V173H118ZM175 171V172H174ZM179 171H181L180 173H179ZM200 171H202V172H200ZM57 172H58V174H57ZM81 172V176H80V173ZM84 172H85V175H86V173L88 174V176L89 177H87V175L86 176H83V174H84ZM91 172H93V177L91 176ZM97 172V173H96ZM107 172V171H106ZM133 172V171H132ZM137 172H136V174H137ZM165 172V173H164ZM209 172V173H208ZM244 172H247V174H245ZM139 173V174H140ZM168 173H169V177H170V179L167 177L168 176ZM175 173V174H174ZM203 173V174H202ZM240 175H239V174ZM71 174H75L76 175V177L78 178V180H77V182L78 181H80L79 179H81V177H82V179H81V183H82V181H83V183L81 184L80 182L79 183H76V180L75 179H77L76 177L75 178H73L74 176H72ZM95 174H96V176H95ZM98 174H100V176L98 175ZM128 174V173H127ZM178 174V175H177ZM242 174V175H241ZM243 174H245V175H243ZM102 175V176H101ZM107 175V176H106ZM110 175H112V173L110 174ZM109 175V176H110ZM129 175V174H128ZM138 175V174H137ZM152 175V176H151ZM161 175V176H160ZM172 175V176H171ZM197 175V176H196ZM204 175V176H203ZM237 175H239V176H237ZM54 176H52L51 178H53ZM91 176V177H90ZM105 177V179H106V177L107 178H109V181L110 182H112V183H123V184H128V185H126V186H124V187H122L121 188V190H119V191H117V192H106L105 190V188L104 187H102L101 185H104V184H106L108 181H107V179L105 180L104 179V182H103V179H102V177ZM175 176V177H174ZM191 176H193V177H191ZM243 176H244V178H243ZM97 178L96 180H94V179H92V178ZM101 177V178H100ZM122 177V178H121ZM137 177V178H136ZM151 177H153L152 179H151ZM172 177V178H171ZM141 179V180H139V179ZM190 178V180H192L193 179V181H190V184L191 183H193V185L191 186L190 184H189V182H188V179ZM238 178V179H237ZM84 179H86L87 180V182L88 181H90L91 183H89V184H86L85 183V180ZM123 179H124V181H123ZM136 179H138V180H136ZM183 179V180H182ZM185 179H187L186 180V183H185V185H184V183H183V186H182V184L180 185V186H178V184L180 183V181H181V183L182 182H184L185 181ZM66 180V179H65ZM98 180V181H97ZM100 180H101V182H100ZM144 180V181H143ZM169 182H168V181ZM171 180V181H170ZM107 181V182H106ZM235 181H236V184H235ZM238 181V182H237ZM30 182V183H29ZM94 182V183H93ZM102 183L103 182V184H101V185H99L100 183ZM126 182H129V183H126ZM151 182V183H150ZM171 182V183H170ZM175 182V183H174ZM178 182V183H177ZM24 183V184H23ZM27 183H28V185L30 184V186H29V188H28V185H27ZM34 185H32V184ZM109 183V182H108ZM147 183H148V185H147ZM150 183V184H149ZM163 185H162V184ZM238 183V184H237ZM11 184L13 185V186H11ZM18 184H20V185H18ZM25 184H26V186H25ZM77 184H79L78 186H77ZM81 184V185H80ZM93 184H96V185H93ZM134 184V185H133ZM173 185L172 187H170L171 185ZM25 186V187H23L22 188V186ZM83 185H85V186H83ZM158 185L159 186H161L162 185V187H158ZM237 185V186H236ZM11 186V187H10ZM31 186H32V188H31ZM100 186V187H99ZM129 186V187H128ZM135 186V187H134ZM155 186H157L158 188L156 189V187ZM196 186V187H195ZM13 187H14V189H13ZM41 187V188H40ZM83 187V188H82ZM95 187V188H94ZM132 187V188H131ZM137 187V188H136ZM153 187V188H152ZM164 187V188H163ZM177 187H180V189L179 188H177ZM194 187H195V190H194ZM203 187H205V188H203ZM19 188H20V190H19ZM61 188V189H60ZM77 188V189H76ZM91 188H93V189H91ZM97 188V189H96ZM103 188H104V190H103ZM149 188V189H148ZM169 191L168 193L169 194H171L170 193V191L172 192V194H171V196L168 198V200H164V202L166 201V203H162L161 201V199H162V197H161V190L162 189H164L165 190V192H163V194L162 195H164V193L166 194V189ZM171 188V189H170ZM196 188H197V190L199 191V189H200V193L198 194V193H195V191H197L196 190ZM201 188H203V189H201ZM2 189L4 190V191H2ZM12 189V190H11ZM33 189H34V191H33ZM45 189V190H44ZM70 189V190H71ZM82 189V190H81ZM85 189V190H84ZM127 189V190H128ZM135 189H136V191H135ZM141 189V191L140 192H143V194H142V197L138 194V196L137 195H135V193H137V190L139 191ZM179 189V190H178ZM192 189V190H191ZM8 190H11L10 192L11 193H9V191ZM19 190V191H18ZM27 190V191H26ZM96 190V191H95ZM104 192H103V191ZM123 190V191H122ZM157 190V191H156ZM190 191L189 192V194H188V192H186V191ZM6 191V192H5ZM12 191L14 192L13 193V195H10V194H12ZM17 193H16V192ZM30 191H32V192H30ZM74 191V192H73ZM77 191V192H76ZM130 192H131V190H129ZM152 191H154L153 192V194H155V196H156V194H158V196L157 197H152V195H151V193H152ZM177 191V192H176ZM197 191V192H198ZM204 191V192H203ZM206 191V192H205ZM28 192H30V193H28ZM37 192V194H35ZM81 192H83V193H81ZM174 192V193H173ZM232 192H233V194H232ZM23 193V194H22ZM53 193H56V192H53ZM75 193V194H74ZM79 193V195L77 196V194ZM94 193V194H93ZM98 193V194H97ZM113 194V195H111V194ZM187 193V194H186ZM191 193V194H190ZM31 194H32V197H31ZM83 194V195H82ZM95 194H96V196H95ZM160 194V195H159ZM184 194H186V195H184ZM196 194V195H195ZM202 194V195H201ZM231 194V197L229 196ZM6 195V196H5ZM15 195V196H14ZM25 195V196H24ZM28 195L30 196V197H28ZM35 195V197H33ZM37 195V196H36ZM39 195V196H38ZM85 195V196H84ZM93 195V196H92ZM100 195V196H99ZM151 195V196H150ZM167 195V194H166ZM167 195V196H168ZM191 195V196H190ZM21 196H22V198H21ZM26 196H27V198H26ZM69 197L68 199H67V202H71V204H73V205H79V203L82 201V200H80V199H82L80 196H79V198L80 199H78V202H77V200L76 199H74L73 197ZM133 196V195H132ZM140 196V197H139ZM175 196V197H174ZM8 197V198H7ZM17 197H18V199L19 200H17ZM24 197V198H23ZM92 197V198H91ZM165 195H164V199H165ZM184 197V198H183ZM194 197V198H193ZM115 198V199H114ZM124 198H125V195H124ZM154 200H153V199ZM177 198V199H176ZM186 198V199H187ZM233 198V197H232ZM9 199V200H8ZM11 199H13V201L12 202H9ZM25 199H27V200H25ZM33 201H32V200ZM39 199V200H38ZM167 199V198H166ZM187 199V200H188ZM6 200L9 202H6ZM15 200V201H14ZM31 200V201H30ZM34 200H36V201H34ZM75 201V203L76 204H74L73 202ZM125 200V199H124ZM123 200V201H124ZM215 200L217 201V202H215ZM6 203H5V202ZM17 201V202H16ZM28 201H29V203H31L29 206H27L26 204L28 203ZM178 201V202H177ZM185 201V200H184ZM231 201H233V199L231 200ZM14 202V203H13ZM36 202V203H37ZM136 202H134V203H136ZM161 202V203H160ZM3 203H5V205L3 204V206H2V204ZM19 203V204H18ZM21 203V204H20ZM35 203V204H36ZM123 203V202H122ZM125 203V202H124ZM144 203V202H143ZM155 203V202H154ZM220 203H219V205H220ZM44 204H45V206H46V202H44ZM116 204V203H115ZM118 204V205H119ZM132 204L134 205V206H132ZM159 204H160V206H159ZM161 204H163V205H161ZM170 204V205H169ZM9 205V207L7 208V206ZM11 205V206H10ZM15 205H17L16 207H15ZM23 205H25V206H23ZM34 205V203L32 204V206ZM117 205V204H116ZM122 206H123V204H121ZM119 206L118 207V209L120 210V209H122L123 210V208H121L122 206ZM146 205H145V203H144V207H146ZM213 205V204H212ZM220 205V206H221ZM229 205V207H230V205L231 204H228ZM13 206L15 207L14 208V210H12V211H10V209H11V207L13 208ZM27 206V207H26ZM35 206L36 205H34V207H31L30 209H32L33 211L34 210H36V208H35ZM38 206H37V208H38ZM163 206V207H162ZM124 207H126V203H125V206ZM148 207V206H147ZM159 207H160V209H159ZM229 207H228V209H229ZM33 208H35V209H33ZM41 209L40 210H42L43 209V207H40ZM129 208H130V206H129ZM156 208V209H155ZM205 208V209H206ZM30 209L28 210L29 212H30ZM39 209V208H38ZM48 209V208H47ZM95 209V208H94ZM125 209V208H124ZM132 209V208H131ZM130 209V210H131ZM147 209V208H146ZM228 209L227 208H225V212L226 211H228ZM25 210V211H26ZM48 210H50V209H48ZM91 210H93V209H91ZM91 210H90V212H91ZM122 210H120V213L122 212ZM140 210H141V208H140ZM143 210V209H142ZM148 210V209H147ZM160 210V211H159ZM10 211V212H9ZM22 211H24L23 209H22ZM24 211V212H25ZM28 211H26L27 213H28ZM95 211V210H94ZM93 211V212H94ZM125 211V210H124ZM159 211V212H158ZM207 211V210H206ZM215 211V212H214ZM13 212V213H12ZM25 212V213H26ZM46 212H48L47 210H46ZM93 212L91 213V214H93ZM102 214H101V213ZM219 212H221L222 213V215L219 213ZM8 213H9V215H8ZM123 213V212H122ZM122 213H121V215H122ZM132 213H134V212H132ZM11 214V215H10ZM35 214V213H34ZM135 214V213H134ZM153 216H152V215ZM158 214V215H157ZM4 215V216H3ZM15 215V216H14ZM157 215V216H156ZM183 215H185V214H183ZM182 215V216H183ZM221 215V216H220ZM9 216L11 217V216H13V217H11V218H15V220L17 221V224H16V221H13L12 219L10 220L11 222L13 221L14 222V224H13V222H12V224H10L9 225V223H7V221L10 219L9 218ZM50 216V215H49ZM51 216H53V215H51ZM50 216V217H51ZM181 216V217H182ZM6 217V218H5ZM62 217V216H61ZM61 217H59L58 219L59 220H63ZM103 216H100L99 218L101 219ZM153 217V218H152ZM7 219V220H5V219ZM115 219H117L116 217H114ZM138 218V219H137ZM219 218V219H218ZM37 218H35L34 219V221L36 220ZM90 219V218H89ZM92 219V218H91ZM111 219H112V217H111ZM115 219H113L114 221L113 222H116V224L117 223H120V221L121 220H119V221H115ZM118 219H120V218H118ZM38 220V219H37ZM99 220V219H98ZM20 221V222H19ZM64 221H65V219H64ZM63 221V222H64ZM37 222L38 221H36V224H37ZM63 222H62V224H63ZM96 222V223H95ZM111 222V221H110ZM3 225H2V224ZM19 223V224H18ZM86 224V226L85 225H83V224ZM93 223V222H92ZM146 223V224H145ZM203 223V222H202ZM15 224L17 225V226H15ZM35 224V223H34ZM33 224V225H34ZM201 224V223H200ZM204 224V223H203ZM201 224V226H202V228L204 227V230L201 228V230H197V228H196V226L194 227V235H196V232H197V234H199V232H201V233H206V230H205V228L207 229V227H205V226H207L206 224ZM8 226V228H6V229H4L5 228V226ZM10 226V227H9ZM59 226H61V225H59ZM58 226V227H59ZM148 226V227H147ZM197 226L199 227V224H197ZM2 227H3V229H2ZM151 227V228H152ZM163 226L161 225L160 227H158V228H162ZM13 228V227H12ZM147 228V229H146ZM150 228V229H151ZM9 229V230H8ZM75 229H73L74 230V232L76 231ZM150 229H148V230H150ZM198 229H200V228H198ZM2 230V231H1ZM148 230L146 231V233H148ZM197 230V231H196ZM4 231V232H3ZM67 231V232H68ZM204 231V232H203ZM92 232V231H91ZM99 232V231H98ZM154 232H160V229H159V231H157V229L154 231ZM161 232H163V231H161ZM160 232V233H161ZM9 233V234H8ZM135 233V234H134ZM160 233H158L159 235H160ZM19 234V233H18ZM51 234H53V232L51 233ZM69 234V233H68ZM67 234V235H68ZM142 234V235H143ZM50 235V236H49ZM72 235H68L69 237L71 236V238L73 239V236ZM76 235H74V237L76 236ZM82 235L84 236L83 238L84 239H82ZM157 235V234H156ZM162 235V236H161ZM161 237H163V235H164V233L162 234L161 233ZM14 236H15V238H14ZM53 236H56L55 235V233H54V235ZM95 236V237H94ZM120 236V237H119ZM197 236V235H196ZM5 237H7V239L5 238ZM35 237V238H34ZM102 237V238H101ZM195 237V236H194ZM41 238V237H40ZM59 238H60V242L62 243V241H63V243L61 244H59ZM120 238V239H119ZM153 238H154V235H153ZM157 238H158V236H157ZM6 239V240H5ZM9 239V241H7ZM14 239V240H13ZM42 239V238H41ZM40 239V240H41ZM63 239V240H62ZM101 241H100V240ZM131 239V238H130ZM155 239V238H154ZM154 239H151V241H153ZM160 239H162V238H160ZM25 240V241H24ZM28 240V239H27ZM35 240V242H33ZM38 240V241H37ZM51 240H53V241H51ZM62 240V241H61ZM94 240V241H93ZM103 240H104V242H103ZM108 240H113V241H108ZM127 240V239H126ZM129 240V239H128ZM157 240V244H159V243H161V241L163 240H158V239H156ZM37 241V242H36ZM106 241V242H105ZM42 242V243H41ZM52 242H54L53 244H52ZM95 242H99V244H97V243H95ZM101 242V243H100ZM18 243H17V245H18ZM33 243H34V251H32L33 249H30L31 247H33ZM36 243V244H35ZM38 243H40V244H42V245H40L39 246V244ZM79 243V242H78ZM107 243V244H106ZM7 244V243H6ZM38 244V245H37ZM58 244V245H57ZM93 244V245H92ZM102 244H104V245H102ZM106 244V245H105ZM108 244H110V245H108ZM148 244H150L151 245V242L150 243H148ZM2 245V244H1ZM4 245H2V246H4ZM19 245V246H20ZM35 245H36V247L38 246V248H36L35 247ZM96 245V246H95ZM98 245V246H97ZM150 245H146L147 246V248H148V246L149 247H151ZM25 246V247H24ZM56 246H59V247H56ZM88 246V247H87ZM104 246V248H102ZM145 246V247H146ZM7 246L5 245V248L3 247H1L0 246V250H1V248L2 249H5V250H3L4 251V253H5V251L7 250V248H6ZM16 247V246H15ZM14 247V248H15ZM28 247V248H27ZM61 247H62V249H61ZM86 247H87V249H86ZM97 247V248H96ZM153 247V246H152ZM193 247H195V246H193ZM65 248H64V252L66 251L65 250ZM100 248V249H99ZM112 248V249H111ZM196 248V247H195ZM194 248V251L196 250ZM27 249V250H26ZM29 249V250H28ZM49 249V250H48ZM86 249V250H85ZM102 249H105V250H102ZM111 249V250H110ZM32 252H31V251ZM38 250V251H39ZM46 250H48V251H46ZM84 250V251H83ZM96 250H98V252L96 251ZM2 250H1V253L3 252ZM8 251V252H9ZM17 253H16V252ZM28 251V252H27ZM30 251V252H29ZM38 251L37 252H35V253H37L38 254ZM70 251L72 252V253H70ZM78 251V252H77ZM92 251V252H91ZM105 251V252H104ZM108 251V252H107ZM193 251V250H192ZM191 251V252H192ZM26 252H27V254H26ZM68 252L70 253V254H68ZM74 252V253H73ZM82 252V253H81ZM86 252H87V254H86ZM96 252V253H95ZM105 254H104V253ZM189 253L188 255H186V257H189V259L191 258L190 256H192V253ZM0 253V254H1ZM7 253V252H6ZM5 253V254H6ZM29 253V254H28ZM35 253H33L34 255H35V258H33V256H28L29 257V259L27 258V260H26V258L23 260V263L25 264H36V261H34V259L36 260V254ZM41 253H39V254H41ZM47 253V254H46ZM85 253V256L83 255ZM89 253V254H88ZM99 255H101V256H99ZM114 253V254H113ZM4 254V255H5ZM8 254V253H7ZM38 254V256H40ZM80 254V255H79ZM92 254V255H91ZM98 256H97V255ZM2 255V254H1ZM0 255V256H1ZM42 255V254H41ZM49 255H50V257H49ZM90 257H88V256ZM104 255V256H103ZM3 256V255H2ZM9 254L7 255V260L9 261V263H10V260H11V263L10 264H13V263H15L14 261L16 260L17 261V258H20L19 257V254L16 256V258H14V256H13V258L15 259L14 261H12V257H10V258H12V259H10L9 257ZM62 258L61 260H60V258ZM74 256V257H73ZM78 256H80V257H78ZM92 256V257H91ZM94 256V257H93ZM106 256V257H105ZM43 257V258H44ZM49 257V258H48ZM73 257V258H72ZM84 257H85V259H84ZM3 258V257H2ZM32 260H31V259ZM37 258H39V257H37ZM45 258V259H46ZM65 258V259H64ZM77 258H78V260H77ZM1 259V258H0ZM3 259H5V258H3ZM68 259V260H67ZM73 259H75V260H73ZM93 259V260H92ZM188 258H187V260H189ZM29 260H31V261H33L32 263H29ZM38 260V259H37ZM39 260H41L40 262H41V264H45L46 262H51L52 264H56V262L53 260V259H50V261L48 260V261H44V263H42V258H41V256H40V259ZM38 260V261H39ZM54 262H53V261ZM64 260V262H62ZM69 261L68 263H67V261ZM79 260H81V261H79ZM95 260V261H94ZM2 261V259L0 260V262ZM4 261H6V259L5 260H3V262L2 263H4ZM24 261H28V262H24ZM30 261V262H31ZM66 261V262H65ZM75 261V262H74ZM83 261V262H82ZM184 261H186V258H185V260ZM13 262V263H12ZM35 262V263H34ZM40 262H39V264H40ZM60 262V263H59ZM62 262V263H61ZM92 262V263H91ZM5 263H7V262H5ZM8 263V264H9ZM22 263V264H23ZM48 263V264H49ZM50 263V264H51ZM16 264V263H15ZM17 264H19V263H17ZM37 264H38V262H37ZM47 264V263H46Z\"/></svg>",
  "mask_w": 264,
  "mask_h": 264
}]
</instances>
